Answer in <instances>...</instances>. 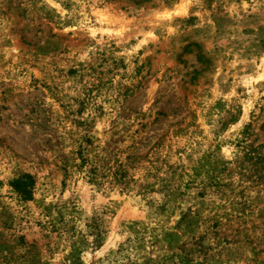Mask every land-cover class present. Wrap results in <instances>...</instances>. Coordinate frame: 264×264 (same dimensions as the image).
Wrapping results in <instances>:
<instances>
[{
  "label": "rangeland",
  "instance_id": "obj_1",
  "mask_svg": "<svg viewBox=\"0 0 264 264\" xmlns=\"http://www.w3.org/2000/svg\"><path fill=\"white\" fill-rule=\"evenodd\" d=\"M0 264H264V0H0Z\"/></svg>",
  "mask_w": 264,
  "mask_h": 264
},
{
  "label": "trees",
  "instance_id": "obj_2",
  "mask_svg": "<svg viewBox=\"0 0 264 264\" xmlns=\"http://www.w3.org/2000/svg\"><path fill=\"white\" fill-rule=\"evenodd\" d=\"M33 185L32 176L24 174L11 182V186L15 189L23 199H29L31 197V187Z\"/></svg>",
  "mask_w": 264,
  "mask_h": 264
}]
</instances>
